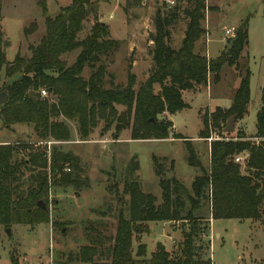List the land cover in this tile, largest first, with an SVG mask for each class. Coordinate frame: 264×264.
<instances>
[{
  "label": "trees",
  "instance_id": "1",
  "mask_svg": "<svg viewBox=\"0 0 264 264\" xmlns=\"http://www.w3.org/2000/svg\"><path fill=\"white\" fill-rule=\"evenodd\" d=\"M99 0H73L71 5L60 9L54 18L46 16L43 9L45 35L37 45L28 47L29 57L15 56L6 63L4 40L1 28L0 0V72L8 79L19 76L4 85L0 93L7 96V102L0 108V122L3 128L24 124L31 127L38 143L64 144L71 141L69 123L76 125L80 140L89 138L98 128L100 135L112 132L113 140L125 131L130 141L179 140L185 145L187 163L200 169L188 193L174 180L160 182L161 204L157 199L142 193L136 182L123 186L128 197L127 215L119 210L115 233L112 238L87 236L89 244L68 257L69 261L84 264H211L201 255L203 246L195 242L209 235V227H199L194 213H199L200 201L205 192L211 194V220H259L264 207V97L256 114L255 135L249 141L241 131L235 140L211 141L209 169L203 171L191 143L180 134L174 133L173 123L166 116L188 109L182 94L196 93L206 87L212 76L213 83L220 80L224 65L239 71V59L248 41L247 20L241 22L235 38L229 47L217 58L209 59L206 44L198 51L197 46L207 34L204 28L208 10L206 0H193L191 10L186 12L188 21L178 49L168 44L167 27L177 18L179 9L173 8L169 17L156 12L153 25L152 69L137 89L136 77L130 64L125 86L113 84L107 72L106 61L117 51L118 42L110 38L107 25L98 21ZM264 5V0L262 1ZM92 18L94 24L83 40H78L85 22ZM203 24V25H202ZM24 36L28 31L24 30ZM206 41H204L205 43ZM79 50L74 63L67 67L65 55ZM89 70L87 79L84 70ZM240 73V72H239ZM250 72L239 74V84L228 109L216 108L213 113L201 119L198 139L208 140L213 131H222L226 121L234 117L242 120L248 113L250 101ZM159 88L155 93V87ZM45 91L47 97H40ZM246 154L245 174L234 163V157ZM22 155V158L18 156ZM155 175H161L162 168L152 158ZM69 169L70 173L65 170ZM75 172L71 174V170ZM137 171V167L134 169ZM81 173L77 161L65 152L53 148L50 159L45 147L37 145L0 144V227L13 225L36 226L49 224V195L52 189L79 187ZM181 191V192H180ZM182 194L189 202L185 210ZM38 203L44 205V209ZM185 212V219L181 215ZM188 222L191 227L185 235L180 256L171 257L162 245H157L149 260H145L146 248H137L136 258L132 256V239L141 233L146 223ZM105 241L108 242L106 246Z\"/></svg>",
  "mask_w": 264,
  "mask_h": 264
},
{
  "label": "rangeland",
  "instance_id": "2",
  "mask_svg": "<svg viewBox=\"0 0 264 264\" xmlns=\"http://www.w3.org/2000/svg\"><path fill=\"white\" fill-rule=\"evenodd\" d=\"M73 0H1V30L8 42L4 54L6 63L15 56L29 57L28 47L37 45L45 35L43 9L46 16L54 18L62 8L69 7ZM170 1L173 4L168 5ZM263 0H206L208 10L205 14L206 35L197 49L206 44L209 59L217 58L225 51L233 39H224L225 29H238L241 22L247 20L248 41L238 61L239 71L224 65L220 71V80L213 83L209 77L206 87L197 93L185 92L184 100L190 109L183 110L170 119L174 123V132L180 134L195 152L203 171L209 169L208 146L211 141L235 140L236 132L241 131L249 139L255 135L256 114L261 108L264 97V5ZM193 0H99L98 21L109 28L110 38L118 42L117 51L106 61L107 72L113 78V84L125 86L127 69L133 61L131 72L136 77V86L144 82L152 69L150 36L154 34V17L159 11L164 17L171 15L173 8L179 9L177 18L167 27L168 44L178 49L191 10ZM94 22L90 17L84 24L78 40H83ZM203 25V24H202ZM24 30L28 36H24ZM204 41H206L204 43ZM79 50L65 55L63 60L71 66ZM250 72V101L247 115L242 120H233L231 133L213 131L210 139H198L201 130L200 119L207 113H213L211 107H226L232 101L238 87L239 74ZM240 72V73H239ZM89 70L83 77L87 79ZM19 76L8 79L0 72V89ZM159 88L155 87V93ZM199 114V115H198ZM71 141L51 146L60 152L71 155L81 170L79 187L52 189L49 195V224L36 226L13 225L0 227V264H84L69 261L68 257L89 244L87 236L94 237L95 231L103 237L112 238L115 233L119 210L127 215L128 197L123 194V186L136 182L142 193L150 194L161 204L160 182L174 180L183 183L188 193L191 181L200 177V169L189 167L185 145L179 140L130 141L129 132L122 133L117 141L112 132L100 135L98 128L88 139L82 141L76 132V125L69 123ZM38 145L31 127L19 124L10 130L3 128L0 122V144ZM43 147L44 145H39ZM246 154L234 157L235 164L245 174ZM19 158L22 155L19 154ZM152 158L158 160L162 168L161 175H155ZM242 158L243 162H235ZM50 159V156H48ZM137 167V171L134 169ZM66 172V171H65ZM67 173V172H66ZM70 173V172H69ZM75 172L71 170V174ZM172 173L170 180L166 174ZM181 192V191H180ZM185 210L189 202L182 194ZM193 196V195H192ZM211 194L205 192L200 201L199 213H194L199 227L207 225L209 235L202 236L195 244L203 246L201 255L210 259L211 264H264V207L259 220H211ZM185 219V212L181 215ZM141 233L132 239V256L136 258L137 248H146L143 258L149 260L157 245H162L171 253V257L180 256L183 235L188 232V222L146 223ZM211 227V228H210ZM106 246L108 242L105 241Z\"/></svg>",
  "mask_w": 264,
  "mask_h": 264
},
{
  "label": "built area",
  "instance_id": "3",
  "mask_svg": "<svg viewBox=\"0 0 264 264\" xmlns=\"http://www.w3.org/2000/svg\"><path fill=\"white\" fill-rule=\"evenodd\" d=\"M167 4H168V5H172L173 3L170 2V1H168ZM235 34H236V31H235L234 28L225 29V30L223 31V37H224V39H234V38H235ZM39 94H40V97H42V98H46V97H47L45 91H40ZM41 144L44 145L43 147H45V150H46V153H47L48 156H50V149H51V146L56 145V143H53V142H45V143L42 142V143H38L37 146H39V145H41ZM239 161L243 162V159H242V158L235 159V162H236V163H239ZM65 171H66L67 173L70 172L69 169H66Z\"/></svg>",
  "mask_w": 264,
  "mask_h": 264
},
{
  "label": "water",
  "instance_id": "4",
  "mask_svg": "<svg viewBox=\"0 0 264 264\" xmlns=\"http://www.w3.org/2000/svg\"><path fill=\"white\" fill-rule=\"evenodd\" d=\"M39 3H43V0H39ZM6 102H7V96L4 93H0V108L4 104H6ZM233 120H234V117H231L227 121L226 128L224 129V132L225 133H231L233 131V128H232V122H233ZM116 139H117V137L115 138V140ZM68 155L69 154H67V156ZM172 177H173V174L172 173L166 174V179L167 180H170ZM40 206L44 209V205L42 203H38V207H40Z\"/></svg>",
  "mask_w": 264,
  "mask_h": 264
},
{
  "label": "crops",
  "instance_id": "5",
  "mask_svg": "<svg viewBox=\"0 0 264 264\" xmlns=\"http://www.w3.org/2000/svg\"><path fill=\"white\" fill-rule=\"evenodd\" d=\"M135 64H137V62H135V61H133V63H132V69H133V66L135 65ZM239 83V82H238ZM197 93V92H196ZM184 94V93H183ZM183 94H182V98H183V100H184V97H183ZM184 102L186 103V101L184 100ZM232 102V101H231ZM231 102L229 103V105H227L226 107H211L212 109H216V108H221V109H228L230 106H231ZM187 104V103H186ZM188 105V109H190L191 107H190V105L189 104H187ZM187 110V109H186ZM199 115V114H198ZM167 117V119L168 120H170L171 118H172V116H166ZM171 121V120H170ZM172 122V121H171ZM173 123V122H172ZM173 129H174V123H173ZM175 133V132H174ZM115 141H117V140H115ZM208 151H209V149H208ZM195 179V178H194ZM194 179H192V181H191V185H192V183L194 182ZM180 185H182V187L184 186L183 185V183H181ZM184 188V187H183ZM185 189V188H184ZM186 190V189H185ZM187 191V190H186ZM211 228V227H210ZM166 251L168 252V250L166 249ZM169 253V252H168Z\"/></svg>",
  "mask_w": 264,
  "mask_h": 264
}]
</instances>
